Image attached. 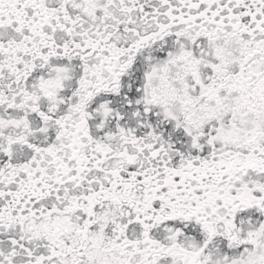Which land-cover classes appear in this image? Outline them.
Here are the masks:
<instances>
[{"label": "snow or ice", "instance_id": "snow-or-ice-1", "mask_svg": "<svg viewBox=\"0 0 264 264\" xmlns=\"http://www.w3.org/2000/svg\"><path fill=\"white\" fill-rule=\"evenodd\" d=\"M0 264H264V0H0Z\"/></svg>", "mask_w": 264, "mask_h": 264}]
</instances>
